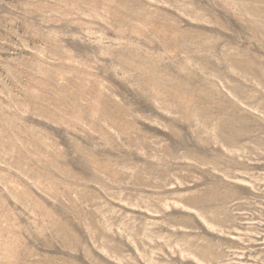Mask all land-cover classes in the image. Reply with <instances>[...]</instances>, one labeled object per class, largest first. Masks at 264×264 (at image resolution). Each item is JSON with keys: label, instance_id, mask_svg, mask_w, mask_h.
<instances>
[{"label": "rangeland", "instance_id": "374dc122", "mask_svg": "<svg viewBox=\"0 0 264 264\" xmlns=\"http://www.w3.org/2000/svg\"><path fill=\"white\" fill-rule=\"evenodd\" d=\"M0 264H264V0H0Z\"/></svg>", "mask_w": 264, "mask_h": 264}]
</instances>
